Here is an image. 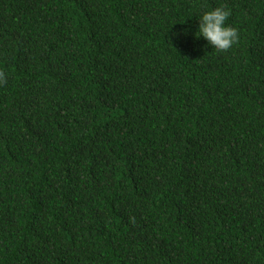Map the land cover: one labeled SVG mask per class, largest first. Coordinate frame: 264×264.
<instances>
[{
    "label": "trees",
    "instance_id": "trees-1",
    "mask_svg": "<svg viewBox=\"0 0 264 264\" xmlns=\"http://www.w3.org/2000/svg\"><path fill=\"white\" fill-rule=\"evenodd\" d=\"M0 71V264H264V0H0Z\"/></svg>",
    "mask_w": 264,
    "mask_h": 264
},
{
    "label": "clouds",
    "instance_id": "clouds-1",
    "mask_svg": "<svg viewBox=\"0 0 264 264\" xmlns=\"http://www.w3.org/2000/svg\"><path fill=\"white\" fill-rule=\"evenodd\" d=\"M230 11L224 6L205 10L197 16V26L194 35L203 37L210 48L218 52L229 50L239 40L238 29L228 23ZM6 79L0 71V81Z\"/></svg>",
    "mask_w": 264,
    "mask_h": 264
}]
</instances>
